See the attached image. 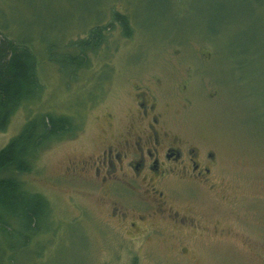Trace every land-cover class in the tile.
I'll return each instance as SVG.
<instances>
[{
	"label": "rangeland",
	"instance_id": "rangeland-1",
	"mask_svg": "<svg viewBox=\"0 0 264 264\" xmlns=\"http://www.w3.org/2000/svg\"><path fill=\"white\" fill-rule=\"evenodd\" d=\"M117 11L129 16L128 36ZM99 24L105 41L87 64L63 70L49 59L50 43L72 51ZM0 26L31 37L42 84L0 131V150L45 113L75 126L18 175L49 211L27 243L0 234V264H264V0H0ZM136 83L156 89L176 130L217 151L223 182L199 194L205 231H167L141 245L140 262H127L118 256L139 243L117 240L114 196L67 167L129 120Z\"/></svg>",
	"mask_w": 264,
	"mask_h": 264
},
{
	"label": "flooded vegetation",
	"instance_id": "flooded-vegetation-1",
	"mask_svg": "<svg viewBox=\"0 0 264 264\" xmlns=\"http://www.w3.org/2000/svg\"><path fill=\"white\" fill-rule=\"evenodd\" d=\"M129 106L128 122L115 124L100 149L67 170L114 196L108 214L117 240L123 248L139 243L138 251L118 257L140 262L141 245L167 231H205L199 194H210L223 180L215 172L217 151L175 129L155 88L136 83Z\"/></svg>",
	"mask_w": 264,
	"mask_h": 264
},
{
	"label": "trees",
	"instance_id": "trees-1",
	"mask_svg": "<svg viewBox=\"0 0 264 264\" xmlns=\"http://www.w3.org/2000/svg\"><path fill=\"white\" fill-rule=\"evenodd\" d=\"M114 18L124 34L130 35L129 16L117 11ZM105 28L100 24L92 27L87 37L70 44L72 51L56 52L55 44L50 43L49 59L55 60L63 70L67 66L71 71L77 70L88 63L89 52L103 44ZM29 37H9L0 26V131L6 129L20 105L34 98L42 89L38 58ZM74 128L70 117L45 113L30 118L0 150V234L10 238L21 236L27 243L43 228L49 211L48 200L44 195L29 190L18 175L32 168V161L43 144Z\"/></svg>",
	"mask_w": 264,
	"mask_h": 264
}]
</instances>
